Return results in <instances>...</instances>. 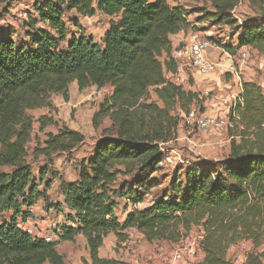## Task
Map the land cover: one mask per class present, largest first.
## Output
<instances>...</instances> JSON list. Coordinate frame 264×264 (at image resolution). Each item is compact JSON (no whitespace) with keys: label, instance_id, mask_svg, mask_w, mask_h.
I'll list each match as a JSON object with an SVG mask.
<instances>
[{"label":"trees","instance_id":"obj_1","mask_svg":"<svg viewBox=\"0 0 264 264\" xmlns=\"http://www.w3.org/2000/svg\"><path fill=\"white\" fill-rule=\"evenodd\" d=\"M0 1L6 5L4 16L16 0ZM175 1L35 0L32 14L23 21L24 38L10 26L1 29L0 264H66L58 246L78 236L86 239L92 264H119L99 256L109 234L125 241L126 231L135 229L148 242L175 243L193 226L203 229L202 264H234L228 259L230 248L243 242L253 249L242 264H264V94L254 82L242 84L243 105L231 108L229 155L216 163L190 165L171 182L170 190L138 208L156 186L151 177L167 156L165 146L176 139L181 118L175 110L204 111L198 92L186 91L166 76L175 72L171 37L192 29L189 9ZM240 1L209 0L211 9L201 11V22L236 28L234 11ZM248 3L264 14V0ZM72 12L80 18L100 12L117 20L98 43L81 30L79 36L70 35L66 14ZM71 22L81 29L78 20ZM237 31V45L221 44L223 49L235 54L248 47L264 55L263 22L247 20ZM74 82L80 91L113 89L94 121L111 119L115 132L105 133L89 157L75 162V180L59 179L63 201L53 204L50 184L42 177L41 190L28 162L35 123L30 112L54 110L56 95L69 101ZM151 89L161 105L149 102ZM40 123L41 132L57 124L47 117ZM84 140L80 132L60 127L57 134H47L35 154L50 160L78 149ZM121 177H131V182L117 186ZM118 199L131 209L123 223L116 215ZM39 201L65 220L57 240L34 236L21 226L33 218L32 208Z\"/></svg>","mask_w":264,"mask_h":264},{"label":"rangeland","instance_id":"obj_2","mask_svg":"<svg viewBox=\"0 0 264 264\" xmlns=\"http://www.w3.org/2000/svg\"><path fill=\"white\" fill-rule=\"evenodd\" d=\"M34 1L16 0L11 11L4 16L3 10L6 5L0 1V31L2 28H9L10 26L18 33V38H24L23 21L32 14L30 11ZM172 3L186 6L191 14L188 20L192 29L185 33L183 40L190 33L196 32L207 37L221 48H223L221 44L236 46L239 38L237 34L239 24L247 20H260L264 23V14L260 15V13L253 11L249 7L248 0H243L242 5L235 12V16L239 20L236 28L215 26L209 21L201 22L203 18L201 11L207 12L211 9L209 0H176ZM71 20H78L81 29L74 27ZM116 20V18H110L100 12H97L93 17L85 18H80L73 12L66 14L70 35L77 34L79 36L81 30L85 35L92 36L94 41L98 43H101V39L109 28L110 23ZM245 48L239 49L235 54L228 51L232 55V59L223 61L214 74L209 77H201L200 75L196 78L191 77L188 85L185 88L182 87L186 91L198 92L204 99L201 106L204 111L202 112L199 107H193L196 111L200 110L201 114L209 117L225 118L226 121L231 123V101H224V106L220 107L223 110L220 109L221 111L216 115L209 111L212 107L211 102L213 96L215 98V93L240 92V82L242 84L244 82H254L262 88L264 87V74L262 71L264 55L258 54L251 48ZM172 74L168 73L167 76L172 77ZM169 81H171V78ZM205 92H209V96H206ZM69 94V101H65L61 95L54 96L52 101L55 108L52 111L49 109H37L30 112L34 117L35 123L33 138L28 147V162L32 167L33 176L36 178L39 188L41 190L45 189V185L41 181L42 177H44V182L48 181V184H50L48 195L50 196V202L53 204L58 203L62 199L58 190L59 179H74L76 177L74 172L75 162L89 157L96 141L105 133L111 135L115 132V126L111 119L105 118L99 124L94 121V116L98 112L100 104L112 94L109 87H106L103 91L96 87H90L85 92H69ZM148 94L149 102H157L161 105L153 89ZM216 103L218 102L216 101ZM174 113L181 118V122L176 133V139L165 146L167 155L171 157V163L161 166L159 172L151 177L155 178L156 186L145 202L138 205V208L144 209L150 206L154 198L161 196L166 188L170 190L171 182L181 178V174L190 165H203L206 162L216 163L230 153L232 141L230 126L225 127L220 132L216 130L205 132L196 123L189 124L186 120V113L179 109L175 110ZM42 117L52 118L57 124L46 126L44 131L41 132L40 118ZM60 127L80 132L85 136L84 143L78 149L72 152L58 153L50 160L44 156L36 155L35 150L44 146L47 134H57ZM45 172L46 175H43ZM177 175L179 176L177 177ZM123 182L130 183L131 177H121L117 186L123 184ZM126 204V200L118 199L116 215L121 223L124 222L129 212V209H126ZM32 212L33 218L27 223L21 224V226L30 230L34 236L48 238L52 241L57 240L58 228L65 222L63 216L53 209H46L43 201H39L32 208ZM202 236V227L193 226L190 231L183 232V237L179 242H148L143 234L135 229H129L126 231L125 241H119L114 234H109L104 240L99 256L116 260L119 264H171L172 254L175 251L179 248L187 247L192 242L200 246ZM246 243L248 246L245 251L242 249L229 251L228 259L233 262L239 254L245 255L250 252L253 246L248 242ZM58 251L64 256L66 264H92L87 242L83 236L76 237L73 242H61L58 246ZM203 259L204 253L200 247H197L193 254H187L177 264H202Z\"/></svg>","mask_w":264,"mask_h":264},{"label":"built area","instance_id":"obj_3","mask_svg":"<svg viewBox=\"0 0 264 264\" xmlns=\"http://www.w3.org/2000/svg\"><path fill=\"white\" fill-rule=\"evenodd\" d=\"M243 0L240 1L239 6L242 5ZM237 8L234 11L237 10ZM236 17V16H235ZM239 21V20H238ZM246 49V48H244ZM171 58L175 62V72L172 74L171 82L177 86L185 88L188 85L189 79L191 77H209L216 72L222 62L228 59H232V55L225 49L215 45L210 39L202 36L200 33H190L189 36L183 40V42L171 52ZM262 71L264 74V62L262 65ZM240 94L235 96L231 106L235 107L236 104L243 105L242 94V83H239ZM210 93H206L209 96ZM264 94V87H263ZM234 119L238 120L239 117L234 114ZM186 120L189 124H197L200 129L207 132L208 130H216L220 132L227 126L233 128V123H229L225 118H214L205 116L200 113V110L192 109L186 116ZM171 163V157L166 156L165 160L161 164ZM136 206H134L135 208ZM204 235V234H203ZM48 241L50 239L46 238ZM203 239V236L201 237ZM188 244V243H187ZM186 244V245H187ZM248 244L246 242L240 243L239 245L232 246L230 251L236 249L246 250ZM197 246L195 243H190L187 247L179 248L172 254L171 264L180 263L187 254H193ZM246 255V254H245ZM244 254H239L233 260L234 264H242L245 260Z\"/></svg>","mask_w":264,"mask_h":264},{"label":"crops","instance_id":"obj_4","mask_svg":"<svg viewBox=\"0 0 264 264\" xmlns=\"http://www.w3.org/2000/svg\"><path fill=\"white\" fill-rule=\"evenodd\" d=\"M38 27H42V28H47L44 24H39L38 25ZM189 31V30H188ZM187 31H182V32H180V33H178L177 35H174V36H172L171 37V40H172V50L173 49H175V48H177L178 46H179V43L181 42V41H183V37L185 36V33H186ZM178 39L180 40L179 42H178ZM178 42V43H177ZM177 43V44H176ZM164 59V58H163ZM168 74V73H167ZM167 74H166V76H167ZM167 78L168 79H170L171 77H169V76H167ZM109 89H110V92H112V88L111 87H109ZM87 90V89H86ZM86 90H83V91H80L79 90V88H78V85H77V83L76 82H74V83H72L71 85H70V88H69V92H85ZM103 90H105V88H103V89H100V91H103ZM206 93H209V92H205V95H206ZM241 92H227V93H224V92H216L215 93V98H214V96H213V99H212V102H211V109H209V111L211 112V113H213V114H218L221 110H223V108H220V107H223L224 105H223V102L224 101H231V102H233V99H234V97L235 96H237V95H239ZM216 101L219 103L220 101H222V102H220L219 104L218 103H216ZM212 104H217V106H215V105H212ZM219 109V110H218ZM221 109V110H220ZM51 111V110H50ZM227 114H228V111H227ZM76 174V173H75ZM76 179V177L74 178V179H72V180H66V181H73V180H75ZM65 180V179H64ZM60 183V182H59ZM58 187H59V185H58ZM62 202L63 201V198L61 199V200H59V202ZM129 211H131V209L129 208Z\"/></svg>","mask_w":264,"mask_h":264}]
</instances>
